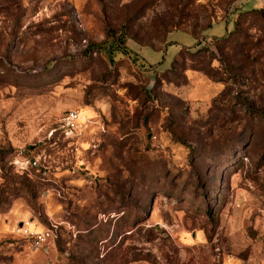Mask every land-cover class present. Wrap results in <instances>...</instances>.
I'll return each instance as SVG.
<instances>
[{"label": "rangeland", "instance_id": "374dc122", "mask_svg": "<svg viewBox=\"0 0 264 264\" xmlns=\"http://www.w3.org/2000/svg\"><path fill=\"white\" fill-rule=\"evenodd\" d=\"M261 8L0 0V264H264Z\"/></svg>", "mask_w": 264, "mask_h": 264}, {"label": "built area", "instance_id": "2783aa9c", "mask_svg": "<svg viewBox=\"0 0 264 264\" xmlns=\"http://www.w3.org/2000/svg\"><path fill=\"white\" fill-rule=\"evenodd\" d=\"M77 118V113L75 111H67L64 114L63 121L66 125H69L72 121ZM31 221H23L20 222L18 230L27 239L32 246L42 248L44 246H48L53 244L57 239V229L53 228H42L39 230H32L30 227Z\"/></svg>", "mask_w": 264, "mask_h": 264}, {"label": "crops", "instance_id": "0c3cea01", "mask_svg": "<svg viewBox=\"0 0 264 264\" xmlns=\"http://www.w3.org/2000/svg\"><path fill=\"white\" fill-rule=\"evenodd\" d=\"M231 234H232L231 241L233 242V245L238 246V247H241V246L249 247L250 246L249 253H247V257L248 259H250V257H252L250 248H252L251 249L252 251H255L257 249V245L253 243V240L245 237L243 223L240 221H235L233 223V226H231ZM259 240L262 241L261 246H264V238H260ZM250 262L251 260H249L247 263L243 262L239 258L233 257V256L225 258L222 261L223 264H250Z\"/></svg>", "mask_w": 264, "mask_h": 264}, {"label": "trees", "instance_id": "16d2710c", "mask_svg": "<svg viewBox=\"0 0 264 264\" xmlns=\"http://www.w3.org/2000/svg\"><path fill=\"white\" fill-rule=\"evenodd\" d=\"M252 11H256L258 14H260V15H264V9H263V8H261V9H251V10H246V12H252ZM236 22H237V21H235V24H236ZM185 51H190V49H189V48L180 49V50L177 52L176 56L173 58V60H172V62H171V67H170L168 70H172V69L178 67V64H179V62H178V58H179V57H180ZM189 53L192 54L193 52H189ZM212 55H213V53H212ZM179 68H180V69H185L186 67H185L184 65H181ZM210 70L213 71L212 68H210ZM207 74H208L209 76H213L211 73H207ZM211 239H212V238H211Z\"/></svg>", "mask_w": 264, "mask_h": 264}, {"label": "bare ground", "instance_id": "6f19581e", "mask_svg": "<svg viewBox=\"0 0 264 264\" xmlns=\"http://www.w3.org/2000/svg\"><path fill=\"white\" fill-rule=\"evenodd\" d=\"M30 227L33 228L34 224L32 223V221L30 222Z\"/></svg>", "mask_w": 264, "mask_h": 264}]
</instances>
